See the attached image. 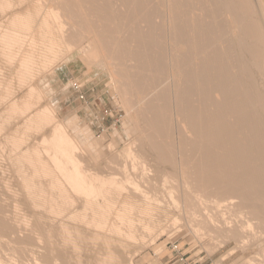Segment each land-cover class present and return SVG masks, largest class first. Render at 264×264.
<instances>
[{"label": "bare ground", "instance_id": "obj_1", "mask_svg": "<svg viewBox=\"0 0 264 264\" xmlns=\"http://www.w3.org/2000/svg\"><path fill=\"white\" fill-rule=\"evenodd\" d=\"M0 18L17 86L75 53L107 70L139 134L107 161L117 171L94 174L38 106L37 77L17 100L3 82L1 114L20 116L26 136L50 130L25 147L5 134L29 220L21 237L1 202L0 264H132L131 242L180 217L197 238L232 245L225 258L255 247L243 264H264V0H0Z\"/></svg>", "mask_w": 264, "mask_h": 264}, {"label": "rangeland", "instance_id": "obj_2", "mask_svg": "<svg viewBox=\"0 0 264 264\" xmlns=\"http://www.w3.org/2000/svg\"><path fill=\"white\" fill-rule=\"evenodd\" d=\"M2 19H1L2 21H5L4 17ZM1 20H0V24L2 23ZM1 25L3 26V24ZM1 25H0V32L3 30L2 28L6 26V23L4 22L3 27ZM76 55L77 54L72 53V57H70L69 55L66 56L67 60L57 59L56 60L57 62H54V65L49 66L50 68L48 67V69L45 68V69H41V70L39 69L38 71L37 70L35 71L34 77H37V78L35 79L33 77V79H35V80L32 79L34 82L33 84H35V86L38 87L37 89L40 91V96L43 95L44 97L43 98L41 96L40 103L38 106L41 105L42 107L43 105V106L49 107L52 110L50 111L53 113L52 115L54 117V120L57 122H60L64 126L65 129L68 127L66 129L67 132L66 131L65 132L68 133V135L71 136L72 139H74V142H76V145H77L76 147H78V149H76L75 154H76V157L79 158L78 160H81V162L83 161L82 167H84V169L86 168L87 170L89 169V171H92V173L94 174L96 173L98 174V172L99 174L100 173L105 174L106 172L110 170L108 169V165H109L108 162H110L108 160H111L114 158V160L117 161L119 159L118 156L120 155L122 150L126 148V146L131 145L132 147L133 145L132 142H134V144H138L137 139H138L139 134H136L133 131L131 121L127 119V116L124 112L122 104L120 100H118L117 93L115 92L113 83H111V80H110L111 78L109 76L110 74L107 73V70L101 67H98V66H96L97 67L96 68L94 65L87 66L85 65V61H83L82 59H79L78 58L79 55L77 56ZM1 61L2 60L0 59V73H1L0 79L2 78L4 79H2L3 81L0 80L1 81L0 95L5 97L6 95L4 94L2 89L7 87L8 83H12L11 86L9 84V86L12 87V90L11 88L7 87L9 94L12 91H14V93L13 92L11 93L12 96L10 94L11 100L12 98L13 100H15V98L16 100L19 98H22L23 96L27 94L28 84L30 83L31 85H33L31 83L32 80L28 82L26 87H24L25 84H22V87L20 85H19L20 87L17 86L18 85L16 83L17 81H15V83L13 81L16 79L14 77L12 78L10 77L12 75L11 70L9 69V67L7 66L5 67V65L2 64ZM9 78L10 80L11 79L13 80H11L10 82ZM6 81L8 83H6ZM3 82L6 83V86L4 85V88H2ZM75 84L82 86L80 92L83 94L84 100H81L79 98V93H77L73 89V85ZM9 89L11 92H9ZM6 98L7 100L10 99L7 96ZM0 101H1L0 102V114H1L2 113L1 109L5 107L6 103L2 105L3 100L0 99ZM3 110L5 109L3 108ZM1 115L3 116V118L2 116H0V121H1L0 125L2 124L4 125V122L2 121H5L8 118H10V120H7L9 123L5 122V124L7 123L6 125H4L5 127L4 126L0 127V130H2L0 131L1 133L0 134V177H1L0 178V193H1L0 199H2L0 201V204H2L1 202H3L4 204L6 203V205L8 206L7 207L5 205L8 209L4 207V210H3L4 213L5 212L8 213L7 210H10L11 213L14 212L15 210L13 214L15 215L16 213L17 215V216L15 215L16 217L13 214L10 217L8 215H11V214L6 213L5 215H7L6 217H8V220L9 218L10 219L15 218L14 221L10 220L11 223L20 224V228H21L22 222H26L27 220H29L28 218L29 213L28 211H26L27 206L20 199L22 196L20 195V193L22 192L17 189V187H19L20 185L19 177L14 171L13 164L12 165L10 164L12 160L9 159L11 158L10 156L11 152L9 151H12L13 149V148L11 149L10 147L11 146L10 143L12 142L6 138V137L9 138L10 136L5 135V134H11L13 132L12 134H16V136L22 137L23 139H25L24 141L26 143L24 142L25 144L24 147L27 145L28 146L36 145V144L38 145L40 144L41 139L44 136L48 135L49 130H50V125H46L47 127L44 126L42 129H40V131L30 132V135L26 136L27 133L29 134V132L25 130L24 132L22 131L24 129V127L22 126L24 125L22 123V126H21V121L23 119H21L20 116L14 115V117H17V118H14V117L11 118V116L7 118V116L4 117L6 115L4 111H3V114ZM1 118L3 120H1ZM20 127L22 129L20 131L21 132L20 135H24V136H20L19 134H17L20 130ZM16 128H18V131L16 130ZM12 136H15V135H11V137ZM5 138L7 139V142H10V143L6 144L7 142ZM9 148L11 150H9ZM135 149L138 150L137 145L136 146L134 145L132 148V150L134 151ZM102 165L103 166L106 165L107 168L103 167ZM8 167H11V169ZM112 170L113 172L117 171L116 169L115 171L114 169ZM3 181L6 182L7 184L4 183ZM14 181L17 183H14ZM1 184L2 186L4 185L5 187L4 186L2 187ZM19 188L21 189V187ZM1 189L2 190L4 189V191H2ZM14 189H16V191ZM7 193H9V196H8L9 198L7 197ZM12 194L14 197L13 199L11 198ZM17 194L18 196H16L17 197L16 198L15 195ZM16 199H19V200H16ZM7 202H9L10 204L8 203L9 204L8 205ZM4 204L2 205L4 206ZM10 205L12 206L13 211L11 210ZM26 212L28 214H26ZM26 215H28V217ZM182 219L183 218L180 217L175 222L174 225L172 221L167 222L166 224H164V228L161 233H157V234L154 233L155 235L145 233L146 236L144 234V239H142L141 241L138 239V240L131 242L130 243L131 248L129 247V250L131 251H129L130 252L129 255L131 256L133 260L132 264H182L181 262H177L178 255H176L170 249L171 244L172 245L174 244L177 247V249L179 250V254H184L185 264H243L244 260L253 256L252 254H254V252H256L257 250V248L255 247L253 248L246 247L247 249H245L243 252L242 251L240 252V250H237L234 254L228 255V257L225 258V254L228 253L227 251H229L232 245L228 246L227 244L228 247L226 245H225L226 247L224 246L222 247L221 244H218L220 238H218V240L215 239L217 243L216 241H214V239H209V238L200 239L199 237L197 238V236H195L194 233L192 232L191 226H188L187 224H185V222ZM18 220L19 222H17ZM24 229L22 227V230ZM22 230H21L20 236L22 234L21 237H25L23 235H27L28 231L24 230L25 233H23ZM153 238H155L154 239L155 241H152ZM210 240H213V241H210ZM207 242L209 243L207 244ZM11 244L12 243H10V245ZM217 245H220V246H217ZM13 246H15V248ZM13 246H9L10 248L8 247V249L6 248L7 251L12 252L11 247H13V251L15 252V254L16 252H18V254L20 255L21 253L20 250L24 245H20L22 247H19L17 244H14ZM248 246H250V243H248ZM18 254L16 255L18 256ZM21 255L23 254L21 253ZM22 257L24 258V256H19L20 259H23Z\"/></svg>", "mask_w": 264, "mask_h": 264}, {"label": "built area", "instance_id": "obj_3", "mask_svg": "<svg viewBox=\"0 0 264 264\" xmlns=\"http://www.w3.org/2000/svg\"><path fill=\"white\" fill-rule=\"evenodd\" d=\"M81 88H82V86L81 85H78V84H75V85H73V89L77 92V93H79V98L81 99V100H84V96H83V94L80 92L81 91ZM170 249L176 254V255H178V260H177V262H181L182 264H185V261H184V254H179V250L177 249V247L173 244H171V246H170Z\"/></svg>", "mask_w": 264, "mask_h": 264}]
</instances>
